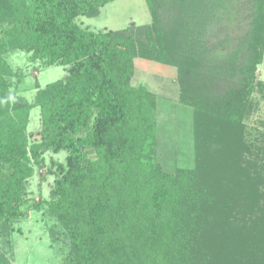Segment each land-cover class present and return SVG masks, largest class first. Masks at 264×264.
Masks as SVG:
<instances>
[{"label": "trees", "instance_id": "1", "mask_svg": "<svg viewBox=\"0 0 264 264\" xmlns=\"http://www.w3.org/2000/svg\"><path fill=\"white\" fill-rule=\"evenodd\" d=\"M111 1L0 0V243L46 206L69 241L61 264H264V142L246 139L243 123L264 0L244 2L242 18L239 0H146L151 24L95 31L78 21ZM16 51L67 73L37 82L33 101L12 97ZM138 58L178 68L174 100L192 113V138L175 163L159 154L157 93L133 83ZM61 150L50 199L30 201L25 181ZM0 264H13L1 250Z\"/></svg>", "mask_w": 264, "mask_h": 264}, {"label": "rangeland", "instance_id": "2", "mask_svg": "<svg viewBox=\"0 0 264 264\" xmlns=\"http://www.w3.org/2000/svg\"><path fill=\"white\" fill-rule=\"evenodd\" d=\"M244 2L239 0L240 18L246 12ZM83 26L92 30L124 29L130 25L151 24L153 17L146 0H113L102 7L97 16H82L78 19ZM246 27V21L233 20L230 24L232 36H236ZM25 52L16 51L7 55L12 66L21 73L20 79L13 80L14 86L11 96L17 94L29 101H33L36 83L42 87L47 83L65 76L66 68L54 64L43 66L39 61L32 62ZM144 83L158 95V123L159 135L157 146L163 160H170V164L180 159L181 149L189 151L192 138V113L186 110L174 99L180 93L178 83V68L170 64H159L138 58L135 62L133 83ZM244 137L252 143L264 142V45L262 62L257 70V82L249 97V104L244 119ZM41 127L39 108L31 112L28 131L37 137ZM66 150L58 153H45V164L36 167L32 176L26 181V198L30 201L50 199L51 190L60 170L58 164H66ZM188 157V155H185ZM184 156V158H185ZM183 160L181 159L179 163ZM187 165V164H186ZM185 165V166H186ZM194 161L188 160L191 168ZM46 206L30 210L26 217L13 223L11 232L5 233L0 243V250L7 255L13 264H61L63 254L69 249V241L63 227L47 214Z\"/></svg>", "mask_w": 264, "mask_h": 264}]
</instances>
